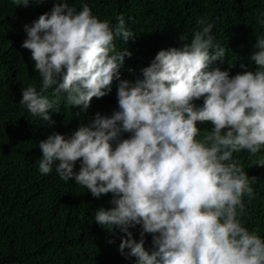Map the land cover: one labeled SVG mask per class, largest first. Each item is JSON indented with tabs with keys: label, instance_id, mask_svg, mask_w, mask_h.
Wrapping results in <instances>:
<instances>
[{
	"label": "clouds",
	"instance_id": "obj_1",
	"mask_svg": "<svg viewBox=\"0 0 264 264\" xmlns=\"http://www.w3.org/2000/svg\"><path fill=\"white\" fill-rule=\"evenodd\" d=\"M11 3L27 8L31 0ZM255 20L264 28V11ZM196 24L190 39L182 34V46L159 50L133 82L121 79L133 55L125 45L137 37L125 14L113 22L88 3L55 0L23 26L21 47L40 80L22 89L19 104L52 125L62 102L88 117L92 99L110 94L118 80L111 115L96 112L71 135L39 141V173L74 179L95 198L111 193L112 206L97 209L94 222L125 234L119 250L133 264H264V236L247 225L258 178L237 155L255 158L249 168L264 167V32L249 63L231 75L235 62L213 66L228 54L215 22L202 16ZM137 226L139 240L131 230Z\"/></svg>",
	"mask_w": 264,
	"mask_h": 264
},
{
	"label": "trees",
	"instance_id": "obj_2",
	"mask_svg": "<svg viewBox=\"0 0 264 264\" xmlns=\"http://www.w3.org/2000/svg\"><path fill=\"white\" fill-rule=\"evenodd\" d=\"M88 3L101 19L125 14L126 23L135 34L125 47L133 52L121 69V79L142 78V69L150 65L161 49L180 47L181 35L191 38L199 17L215 22L213 34L228 49L222 70L235 62L231 75L240 72V63H249L256 35L264 28L255 15L264 11V0H69ZM55 0H43L30 6L15 7L11 0H0V264H133V258L121 254L119 246L125 234L108 231L94 222L95 211L109 208L112 194L92 196L75 180L62 181L53 171L39 173L42 156L39 141L53 132L71 135L81 122L96 112L111 115L118 109V80L110 94L93 98L88 117L72 115L79 111L65 102L53 113L55 124L32 117L20 106L22 89L39 84V74L28 49L21 44L26 38L24 25L39 18L53 7ZM124 47L117 41V50ZM202 103V101H197ZM128 134H125L127 138ZM249 176L258 178L255 199L248 205L250 228H259L264 236V167H248L255 159L247 152L237 154ZM79 169V162L76 165ZM133 231L139 240L140 226ZM112 241V242H110ZM147 249L152 236L147 234ZM130 251L125 249V252Z\"/></svg>",
	"mask_w": 264,
	"mask_h": 264
}]
</instances>
